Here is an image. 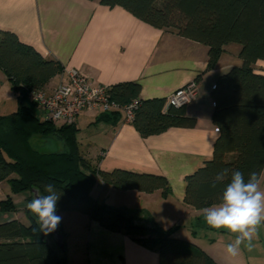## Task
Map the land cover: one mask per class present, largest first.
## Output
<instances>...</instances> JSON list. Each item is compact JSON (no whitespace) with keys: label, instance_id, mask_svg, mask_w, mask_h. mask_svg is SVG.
<instances>
[{"label":"trees","instance_id":"trees-1","mask_svg":"<svg viewBox=\"0 0 264 264\" xmlns=\"http://www.w3.org/2000/svg\"><path fill=\"white\" fill-rule=\"evenodd\" d=\"M100 3L111 9L123 8L146 24L209 47L208 69L216 68L226 46L241 47L242 64L220 76L213 89L212 121L219 130L218 138L213 158L186 177L185 203L203 210L218 202L222 185L212 188L211 179L221 169L240 170L245 176L252 170L264 169V74L254 67L264 61V0H100ZM0 70L9 78L19 103L16 112L0 115V184H8L12 194L33 189L43 194V185L52 183L61 193L57 212H80L109 231L132 237L159 253L160 264H219L197 244L175 237L177 227L162 230L138 225L125 212L99 204L92 197L91 190L98 179L119 190L146 194L161 191L166 197L171 194V186L161 174L97 170L81 156L74 124L57 126L31 112L23 100L31 90L46 91L49 83L63 73L58 61L44 59L16 34L0 31ZM199 80L200 77L196 82ZM111 94L122 103L138 102L132 124L145 138L195 124L187 116V105L175 107L168 105L167 99H142L139 83L117 84ZM36 137L57 138L64 143L65 150L43 153L31 143ZM15 211L10 196L0 202V213ZM27 214L29 225L19 220L0 223V264H67L66 248L63 251L56 242L51 244L48 238L53 240L52 234L41 233L36 218L29 211ZM58 226L64 235L61 225Z\"/></svg>","mask_w":264,"mask_h":264},{"label":"crops","instance_id":"crops-1","mask_svg":"<svg viewBox=\"0 0 264 264\" xmlns=\"http://www.w3.org/2000/svg\"><path fill=\"white\" fill-rule=\"evenodd\" d=\"M0 31L16 34L44 59L61 64L63 73L49 83L46 92L54 90L68 70L81 72L97 85L139 83L144 100L168 99L200 77L198 94L186 108L187 116L195 120L193 126L145 138L122 115L90 109L83 111L74 125L81 156L97 170L161 174L171 186L166 197L161 191L119 190L98 179L91 195L99 204L125 212L138 225L162 230L177 227L175 237L197 244L217 263L225 264L211 247L198 242L197 229L204 233L220 230L207 226L203 210L185 203V179L213 158L218 138L212 121L213 89L220 76L242 64L241 47L226 46L216 68L208 69L209 47L146 24L123 8L106 7L100 0H0ZM254 67L264 74V61ZM8 86L12 89L0 70V94ZM1 105L0 115L6 116ZM103 116L108 119L102 120ZM52 143L56 152L65 150L62 141ZM3 185L8 184H0V190L5 189ZM57 215L62 217L64 236L72 241L70 246L66 243L67 264H160L159 253L124 233L105 229L86 214L59 211ZM12 220L29 225V220L19 219L18 214L0 213V223ZM188 224L193 237L181 233Z\"/></svg>","mask_w":264,"mask_h":264},{"label":"clouds","instance_id":"clouds-1","mask_svg":"<svg viewBox=\"0 0 264 264\" xmlns=\"http://www.w3.org/2000/svg\"><path fill=\"white\" fill-rule=\"evenodd\" d=\"M217 185H222L218 202L203 208V218L210 229H223L234 235L226 252L236 257L242 245L252 250L257 228L264 223V169L252 170L247 176L240 170L221 169L211 179V187ZM60 197L54 184L47 183L43 194L37 189L26 204L44 235L54 232L61 223L62 217L57 215Z\"/></svg>","mask_w":264,"mask_h":264},{"label":"built area","instance_id":"built-area-1","mask_svg":"<svg viewBox=\"0 0 264 264\" xmlns=\"http://www.w3.org/2000/svg\"><path fill=\"white\" fill-rule=\"evenodd\" d=\"M215 88V87H214ZM112 87L97 85L77 70H68L66 78L51 92L31 90L27 98L45 115V121L72 125L85 110L102 113H119L126 123H132L138 102L122 103L113 98ZM198 94L197 82L176 90L167 99L168 105L182 107ZM218 133V128H215Z\"/></svg>","mask_w":264,"mask_h":264},{"label":"rangeland","instance_id":"rangeland-1","mask_svg":"<svg viewBox=\"0 0 264 264\" xmlns=\"http://www.w3.org/2000/svg\"><path fill=\"white\" fill-rule=\"evenodd\" d=\"M233 46H239L237 44H233ZM3 94H0V102L2 103L1 107L4 111H6V115H11L14 113L18 107V96L15 95L13 92L14 90L11 89L10 86L2 88L1 89ZM53 91V90H52ZM23 103L25 105L29 104L30 109L36 116L39 117L40 120L45 119V115L42 113V111L35 105H33L28 98H25L23 100ZM56 125H60V123H56ZM90 137V136H89ZM37 139H34L32 141L33 147L39 149L41 152H56L58 150L51 148L53 146V143L55 145L57 144V141H59L56 138H49V139H42L41 137H36ZM38 140V141H36ZM46 141H48V144L51 147H46ZM5 188L4 190H0V199L1 201H4L7 199V191L8 195L12 198V201L14 203V206L16 208L15 212H10L11 215L18 214L19 219L25 221L29 220V215L27 214V207L26 204L30 202V197L32 196L31 192H23L18 194H12L11 189L8 185H3ZM264 187V185H262ZM0 201V202H1ZM31 215L34 217V215L31 213ZM191 229L190 224L188 226H183L182 228V234H187L188 237H193L192 233L188 231ZM206 230V229H205ZM223 230V229H222ZM222 230L220 232L210 231L209 233H204V231L198 230V242L202 243V245H205L206 247H211L213 251H215V254L220 256L225 264H264V223H262L257 228V234L253 240V248L251 251H249L246 247L243 245L241 246L240 253L236 257H230L228 256L226 252V245L234 240V235L231 233H228L226 230L222 233ZM206 236L209 237V239H206ZM50 243L55 245L54 239L48 238ZM210 240V241H209ZM209 241V242H208ZM263 241L262 244L259 242ZM71 239H69L67 236L65 237V247L67 251V245H71ZM212 244H211V243ZM67 243V245H66ZM59 254H63V252L58 249Z\"/></svg>","mask_w":264,"mask_h":264},{"label":"water","instance_id":"water-1","mask_svg":"<svg viewBox=\"0 0 264 264\" xmlns=\"http://www.w3.org/2000/svg\"><path fill=\"white\" fill-rule=\"evenodd\" d=\"M36 190L37 189H33L31 191V194H32V198H34L35 194H36ZM53 238H54V241L56 242V244L59 246V248L61 250H65V238H64V235L60 232V228L59 226L57 227V229L51 233Z\"/></svg>","mask_w":264,"mask_h":264}]
</instances>
